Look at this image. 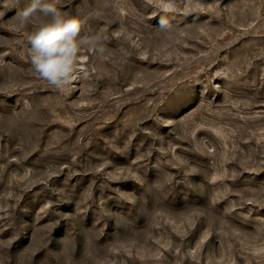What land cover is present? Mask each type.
Instances as JSON below:
<instances>
[{
	"label": "rangeland",
	"instance_id": "obj_1",
	"mask_svg": "<svg viewBox=\"0 0 264 264\" xmlns=\"http://www.w3.org/2000/svg\"><path fill=\"white\" fill-rule=\"evenodd\" d=\"M26 3L0 0V264H264V0H60L96 38L63 90Z\"/></svg>",
	"mask_w": 264,
	"mask_h": 264
},
{
	"label": "clouds",
	"instance_id": "obj_2",
	"mask_svg": "<svg viewBox=\"0 0 264 264\" xmlns=\"http://www.w3.org/2000/svg\"><path fill=\"white\" fill-rule=\"evenodd\" d=\"M60 0H28L18 7L15 19L21 26L31 25L30 58L34 70L58 90L76 76L78 51L96 43V38L81 35L82 21L66 17L57 5ZM20 0H16L19 5ZM96 51L102 52V48Z\"/></svg>",
	"mask_w": 264,
	"mask_h": 264
}]
</instances>
